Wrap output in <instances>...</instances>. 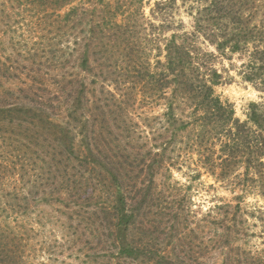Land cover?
<instances>
[{"label": "rangeland", "instance_id": "1", "mask_svg": "<svg viewBox=\"0 0 264 264\" xmlns=\"http://www.w3.org/2000/svg\"><path fill=\"white\" fill-rule=\"evenodd\" d=\"M49 1L0 0V264H264V158L247 174L251 153L222 161L219 123L195 144L200 129L172 125L167 99L139 82L146 61L163 60L170 29L192 30L194 0L161 11L156 0H107L118 11L141 7L155 25L137 18L124 42L98 39L115 31L112 21L94 26L87 10L99 0H78L73 23ZM253 2L247 11L262 19L264 0ZM196 46L216 54L201 39ZM248 59L245 51L210 59L221 76L214 94L240 123L250 102L264 106L262 62ZM177 104L180 123L193 106ZM106 169L134 213L132 257L114 241Z\"/></svg>", "mask_w": 264, "mask_h": 264}, {"label": "trees", "instance_id": "2", "mask_svg": "<svg viewBox=\"0 0 264 264\" xmlns=\"http://www.w3.org/2000/svg\"><path fill=\"white\" fill-rule=\"evenodd\" d=\"M176 1L156 0L155 4L161 11L164 8L167 9L169 6H173ZM180 1L185 2V0ZM77 2L78 0H51L49 6L68 8L63 13V18L66 23H73L79 20ZM194 2L196 7L189 11L192 18V30L170 29V35L162 37L163 49L161 52H163V60L156 56L152 65L150 61H146L145 76L139 82L146 79L142 83L143 87H150V89L158 91L162 99H167V115L172 125L176 121V124H179V130L185 129L187 131L193 127L200 129L197 131L199 137L195 144L201 146L207 143L213 134L216 135L215 137L223 136L221 148L224 152L222 153L228 152V156L224 158L219 155L218 158L227 162L228 157L234 156L237 151L243 156L251 153V162L254 169H250L251 166L247 164L249 159L243 161L246 164L244 165L245 174L251 170L259 173L258 166L263 165L262 159L264 158V106L258 102H250L247 120L240 123L239 119L234 117V110L229 103L222 101L218 95L214 94L213 86L218 84L221 76L210 59L216 57V54L225 56L227 52H248V55L251 56V59H248L249 62L259 66V63L262 62L259 68L262 69V74L258 78L264 83V70L262 67L264 63V13H262L263 18L259 19L257 17L258 12L247 11L252 7L253 0H194ZM136 4H142V1L137 0ZM87 11L90 12V15H95L93 20H96L94 23L96 28L106 21L114 23L112 28L115 31L105 34L100 33L98 39L104 38L117 41L119 38L121 42H124L129 37L123 31L124 27H129L130 22L132 25H136L139 18L141 25L147 23L149 26H155L152 20L142 13L141 7L140 10L139 8L135 9L133 13L118 11L114 10L110 1L99 0L97 3L95 2L91 10ZM119 15L121 17L116 21ZM91 26V30L94 31L92 24ZM156 27L158 29L160 27L162 31L169 30L165 29L163 23ZM199 39L212 45L216 54L212 51H203V49L196 46ZM83 62L87 65L88 59L85 58ZM150 66H153V68L151 69ZM246 80L252 82L254 77L247 76ZM259 90L264 92V86L259 87ZM182 101L187 102L188 105L192 104L193 107L186 119H182L179 123L173 111L177 102ZM7 110L10 111V109ZM213 122L219 123L223 129L213 133ZM252 127L255 129L254 131ZM204 160L209 165L217 166L221 164L214 163L213 158H205ZM106 171L115 188L113 201L116 219L114 241L121 255L132 257L136 252L129 241L128 227L134 218V213L129 212L126 207V200L118 174L112 169H106ZM223 172L220 173L223 174ZM260 194L264 195V191H261ZM236 206L239 207V204Z\"/></svg>", "mask_w": 264, "mask_h": 264}]
</instances>
